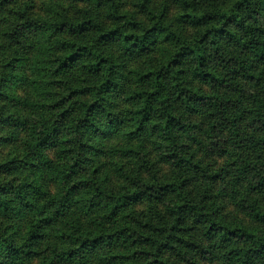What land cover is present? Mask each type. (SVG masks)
Listing matches in <instances>:
<instances>
[{"label": "trees", "instance_id": "1", "mask_svg": "<svg viewBox=\"0 0 264 264\" xmlns=\"http://www.w3.org/2000/svg\"><path fill=\"white\" fill-rule=\"evenodd\" d=\"M63 1L0 0V264H264V0Z\"/></svg>", "mask_w": 264, "mask_h": 264}, {"label": "rangeland", "instance_id": "2", "mask_svg": "<svg viewBox=\"0 0 264 264\" xmlns=\"http://www.w3.org/2000/svg\"><path fill=\"white\" fill-rule=\"evenodd\" d=\"M45 1V4L49 7H52L54 4H57L58 7L60 8L61 11H63L62 14H64L67 10H68V6L65 4V2L63 0H37V7L39 9V7H41L42 2ZM163 0H156V2H161ZM133 65H139V63H137V61L135 63H133ZM198 87V86H197ZM204 91H210L211 88L207 85H203L202 86ZM251 88V86H250ZM116 104L118 105L117 109H121L124 105H123V101L122 99H118ZM190 121L193 124L198 125V122H203L202 119V115H197V116H190ZM150 149L147 151L149 158L153 161V163H156V167H158V169L160 170V172L162 174H168L170 173L171 167L168 164H165L164 162H161L156 156L155 154L152 152L151 146L149 147ZM206 160V162L210 163L212 166H216V167H220L224 164L225 162V157L224 156H220V155H214L211 156L210 158H204ZM119 163H124V164H128L127 160H119ZM115 170H117V165L115 166V168H112L111 170L114 172H111L110 175V179L107 182V186L108 187H113V188H118V186L120 185L121 179L117 176V174L115 173ZM53 190V188H52ZM228 211L233 212V208L232 206L228 205ZM175 264H185V263H178L176 262ZM196 264H217V263H213L209 260H201L199 259L197 261Z\"/></svg>", "mask_w": 264, "mask_h": 264}]
</instances>
